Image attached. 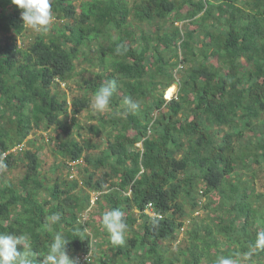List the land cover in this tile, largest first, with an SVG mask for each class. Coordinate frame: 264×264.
I'll return each instance as SVG.
<instances>
[{"label":"trees","instance_id":"16d2710c","mask_svg":"<svg viewBox=\"0 0 264 264\" xmlns=\"http://www.w3.org/2000/svg\"><path fill=\"white\" fill-rule=\"evenodd\" d=\"M52 9L55 33L24 47L16 41L26 30L21 10L0 0V34L11 38H0V155L8 165L0 173L25 167L16 182L0 180V233L28 235L34 264L56 231L70 239V258L92 252L86 264H215L218 256L264 264L254 247L264 193L237 174L264 166V0H53ZM75 60L99 69L68 86V101L52 87L69 83ZM109 80L117 85L109 110L82 123ZM174 81L178 91L166 100ZM74 128L84 130L80 140L70 137ZM38 131L68 177L49 184L40 174V146L28 138ZM98 136L107 147L94 154ZM93 194L100 220L82 222ZM148 203L164 216L156 226L143 212ZM201 204L207 215L197 221ZM112 208L128 225L120 246L101 225ZM53 213L61 220L49 231ZM185 217L186 244L167 256L163 242L176 239Z\"/></svg>","mask_w":264,"mask_h":264},{"label":"clouds","instance_id":"9594fccd","mask_svg":"<svg viewBox=\"0 0 264 264\" xmlns=\"http://www.w3.org/2000/svg\"><path fill=\"white\" fill-rule=\"evenodd\" d=\"M11 2L21 10L20 14L24 25L39 33H45L49 30V27L54 20L52 9L53 0H11ZM121 49L126 51V48H124L123 45H118V54L121 53ZM116 87L115 80H109L101 84L91 98L90 107L92 110L99 113L107 112L111 106L112 97L116 91ZM125 104L130 111H136L140 107L139 103L133 101L131 98H126ZM137 147L141 148V143H138ZM5 159L6 157L4 155H0V171L5 170L8 167L7 163H5ZM74 162L76 163L72 166L83 165L82 158ZM76 175L77 173L73 174L71 177L76 178ZM97 196L99 195H92L91 200L93 201L90 200L92 206L95 203ZM145 209L143 211L144 213ZM145 214L148 215L147 213ZM149 217L154 226L158 225L159 222L164 219V216L159 213L153 214ZM60 220L61 215L59 213H53L48 218L49 231H51V226L57 224ZM101 225L109 234L110 242L113 246L125 244L128 225L125 222L124 213L119 208H112L111 210L106 211L102 216ZM181 230H183V228H181ZM74 236H79L83 239L78 233L74 234ZM69 240L70 239L65 238L64 233L60 231L54 232L48 250L44 253L43 258L40 259L39 264H79L77 256L76 258H70L68 254L66 245ZM254 247L264 250V230H261L256 234ZM34 259L33 246L28 235L0 233V264H34ZM215 264H234V261L230 257L218 256Z\"/></svg>","mask_w":264,"mask_h":264},{"label":"rangeland","instance_id":"374dc122","mask_svg":"<svg viewBox=\"0 0 264 264\" xmlns=\"http://www.w3.org/2000/svg\"><path fill=\"white\" fill-rule=\"evenodd\" d=\"M176 25L181 26L182 22H177ZM55 30H56V28L51 25V27H49V30L43 34L45 36L49 35L50 33L54 34ZM38 34H40V33L35 32L26 26V30L22 34L16 35L17 44L19 46L27 47L30 44V42H32L34 40L35 36ZM9 36L10 35L8 33L0 34V38L2 39L3 44H5V42H7L8 40H11V38ZM74 62L76 64V67H75V70L73 72V77L71 78L69 83L64 84V82H61L59 86L54 85L52 87L53 90L57 91L58 95L65 96L68 101H70L73 98V95L70 94V90L68 89V86L75 88V86L77 84H79L84 78L93 76L92 72L98 71V69H99L97 67H91L89 65V63H87V62L82 63L80 60H75ZM188 64L190 66H192L195 64V62H190ZM181 65H178V68H181ZM182 66H184V65H182ZM181 70H183V69H181ZM174 73L176 74L175 75L176 77L177 76L179 77L180 74L179 73L177 74L176 70H174ZM171 88H173V91H172L171 95L168 97L167 91L170 90ZM159 91L161 92V89H159ZM177 91H178V84H175V83L172 84V86H169V88L164 91V95H163L164 99L168 100V99L172 98L173 96L176 95ZM69 111H70V109H69ZM90 114L95 115V114H99V112H95L92 109H89L85 114L79 115L78 118L82 123L83 122L85 123V122H87V118ZM262 118L264 119V114H262ZM92 123H95V121H93ZM78 132L81 134L80 137L77 136ZM45 133L46 132L41 133L40 131H38V132H35V133H32L31 135H29L28 138H32V139L37 140V143L40 146L39 151H40V157H41V160H40L41 165L39 167L40 168V174H42L43 176L46 177V180L49 184H52L55 180H58V179L62 180V178L68 177L69 174H68V170L64 166H62L61 164L57 165L59 160H57L55 158V155L52 152V145L47 143V141H45L42 138V136H44ZM82 135H85L84 130L77 131V129L74 128L73 132L70 134V137H77V139L80 140L82 138ZM92 140L94 143L100 144L99 149L96 148V149L92 150V152L94 154H98L100 152V150L107 147L105 142L103 140H101V138L99 136L98 137H92L91 141ZM24 170H25L24 165L20 164L11 170L5 171L3 174L0 173V180H6L8 182H16L23 175ZM237 174H239V176L242 178V180L252 183V187L254 188V190L256 192L264 193V166L261 167L258 165H251L250 170H248V169L239 170V172ZM82 175L83 174L80 172L79 174L77 173L76 177L79 178ZM68 179H70V177ZM75 192H78V190H76ZM212 200L215 202L218 199H217V197L214 196L212 198ZM91 201H93V200H91ZM200 202L205 203V198H201ZM184 209L189 211L191 209V205L186 204ZM86 211L89 214H84V213L80 214V217L82 218L81 219L82 222L84 220L87 221L90 219H92L96 222L100 220L99 210L92 206V202L90 203V205L88 206ZM103 211H105V209H103ZM206 211H207L206 209H203V204H201L198 207V209H196V211L194 213H192V216L194 217L195 220L198 221L207 215V213H205ZM212 214H213V212H212ZM185 218L186 219H184L185 225L183 227V230L180 229L181 231H179L176 234V239H174L172 241H168V242H166V241L163 242V246H166V249H167L166 250L167 256H172L173 253L178 251L179 247H184L186 244V239H187L188 235L184 231H185V229L188 230L189 227H191V223H190L191 218L190 217H185ZM187 224H189V225L187 226ZM87 233L90 234L92 232L88 230ZM201 264H205L204 261Z\"/></svg>","mask_w":264,"mask_h":264},{"label":"built area","instance_id":"2783aa9c","mask_svg":"<svg viewBox=\"0 0 264 264\" xmlns=\"http://www.w3.org/2000/svg\"><path fill=\"white\" fill-rule=\"evenodd\" d=\"M76 162L71 163L70 165H74ZM145 213H147L149 216H152L153 214H156L152 209V204L148 203L146 205ZM91 251L85 254H81L79 257L77 256L80 264H86V262L89 261V258L91 257Z\"/></svg>","mask_w":264,"mask_h":264},{"label":"water","instance_id":"95a60500","mask_svg":"<svg viewBox=\"0 0 264 264\" xmlns=\"http://www.w3.org/2000/svg\"><path fill=\"white\" fill-rule=\"evenodd\" d=\"M174 83L177 84V81H175Z\"/></svg>","mask_w":264,"mask_h":264}]
</instances>
